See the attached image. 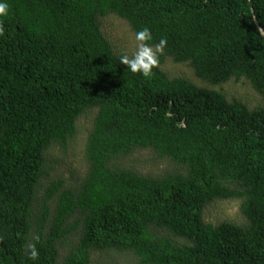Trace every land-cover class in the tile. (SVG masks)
I'll list each match as a JSON object with an SVG mask.
<instances>
[{"label":"trees","instance_id":"1","mask_svg":"<svg viewBox=\"0 0 264 264\" xmlns=\"http://www.w3.org/2000/svg\"><path fill=\"white\" fill-rule=\"evenodd\" d=\"M5 2L0 264H58L74 235L61 264H91L97 252L138 264H264V108L159 68L166 57L188 64L210 87L245 79L264 99V0ZM110 15L134 35L149 28L148 46L167 41L151 77L113 53L101 31ZM87 113L85 175L49 181L47 153L66 151ZM144 150L175 171L146 177L116 164ZM234 199L243 226L203 221L207 204Z\"/></svg>","mask_w":264,"mask_h":264},{"label":"rangeland","instance_id":"2","mask_svg":"<svg viewBox=\"0 0 264 264\" xmlns=\"http://www.w3.org/2000/svg\"><path fill=\"white\" fill-rule=\"evenodd\" d=\"M101 31L116 56L121 58L123 55H128L131 58L137 50V41L134 33L131 31L129 25L118 17L110 15L106 19H103L101 21ZM153 49L155 51V47ZM160 54H162L161 51L156 53V55ZM159 68L170 79L183 78L192 81L199 87L213 89L225 95L229 100L235 99L242 102L249 110L257 107L264 108V99L253 90L250 83L245 79H232L219 86L210 87L194 76L188 64H177L171 58L166 57ZM93 117L94 114L87 113L77 121L76 134L66 151H61L55 147L47 153L46 158L52 168L49 181L60 178L66 181V185L70 186L85 175L87 165L84 159V149ZM116 164L146 177H161L167 172H172L176 169L170 162L165 159H159L150 150L136 151L129 157L118 160ZM72 174L73 177L71 179ZM43 183H48V180H45ZM240 205L241 200L239 199L209 203L202 211V219L205 223L214 226L224 222L243 226L245 218L240 213ZM76 239V235H74L67 242H63L58 248V264H61L64 256L70 252ZM90 263L138 264V260L134 255L125 252L107 254L105 252H97L92 253Z\"/></svg>","mask_w":264,"mask_h":264},{"label":"clouds","instance_id":"3","mask_svg":"<svg viewBox=\"0 0 264 264\" xmlns=\"http://www.w3.org/2000/svg\"><path fill=\"white\" fill-rule=\"evenodd\" d=\"M9 6L5 0H0V17L8 14ZM3 24L0 22V34L3 33ZM137 41V50L133 53L131 58L128 55H123L120 58V62L126 65L132 73H140L144 77H151L152 69L158 65V58L156 53L161 51L166 46L167 41L161 39L160 43L153 47L148 46L146 43L152 39V33L149 28L145 27L138 31L135 35ZM38 239V238H37ZM26 251L30 252V259H36L38 252L34 244L28 246Z\"/></svg>","mask_w":264,"mask_h":264}]
</instances>
